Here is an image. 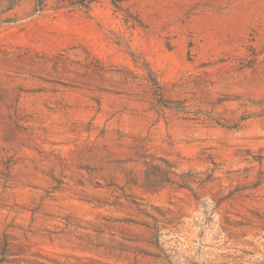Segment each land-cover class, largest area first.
Here are the masks:
<instances>
[{
	"label": "rangeland",
	"instance_id": "obj_1",
	"mask_svg": "<svg viewBox=\"0 0 264 264\" xmlns=\"http://www.w3.org/2000/svg\"><path fill=\"white\" fill-rule=\"evenodd\" d=\"M0 264H264V0H0Z\"/></svg>",
	"mask_w": 264,
	"mask_h": 264
}]
</instances>
